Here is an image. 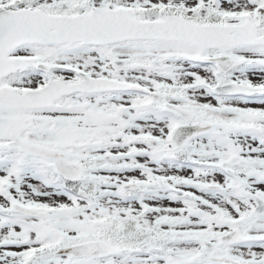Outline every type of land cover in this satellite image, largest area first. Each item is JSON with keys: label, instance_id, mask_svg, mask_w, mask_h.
Segmentation results:
<instances>
[{"label": "snow or ice", "instance_id": "6c2138e0", "mask_svg": "<svg viewBox=\"0 0 264 264\" xmlns=\"http://www.w3.org/2000/svg\"><path fill=\"white\" fill-rule=\"evenodd\" d=\"M0 264H264V0H0Z\"/></svg>", "mask_w": 264, "mask_h": 264}]
</instances>
